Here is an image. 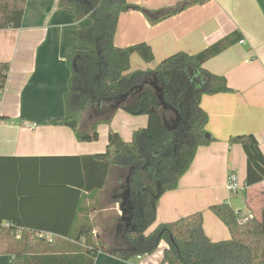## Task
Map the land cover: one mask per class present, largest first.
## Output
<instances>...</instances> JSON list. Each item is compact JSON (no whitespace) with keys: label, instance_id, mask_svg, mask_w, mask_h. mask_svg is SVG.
<instances>
[{"label":"crops","instance_id":"0c3cea01","mask_svg":"<svg viewBox=\"0 0 264 264\" xmlns=\"http://www.w3.org/2000/svg\"><path fill=\"white\" fill-rule=\"evenodd\" d=\"M192 1L128 0L145 11L122 13L119 25L123 29L126 21L127 31L117 29L114 42L118 47L149 44L155 55L152 64L138 55L131 58L132 66L146 70L176 53L195 55L235 32L242 35L244 44L240 40L203 65L211 74L225 77L233 92L202 98L209 117L206 130L214 141L197 150L178 188L162 196L156 223L149 230L202 212L206 235L218 242L229 240L231 233L210 210L212 205L228 203L243 215L252 211L260 217L264 204V182L246 188V154L242 146L229 144L232 136L253 134L264 153V0H207L164 17ZM91 24L60 9L59 0H28L22 27L0 31V63L10 67L0 102V115L7 118L0 120V217L2 227L52 228L44 231L52 239L56 232L77 233L83 226H92L96 241L112 246L122 239L119 218L127 204L128 170L113 169L102 190L78 194L60 183L74 175L70 166L64 169L56 160L35 161L103 153L111 129L131 141L135 131L147 126V116L119 110L110 126L98 125L97 141L81 142L72 129L47 124L66 115L65 96L72 75L68 58L87 50L76 33ZM107 112L103 103L88 106L83 129L105 120ZM232 175L241 187L235 194L226 188ZM162 245L135 263L101 252L95 264H161L166 248ZM13 260L14 255L0 254V264Z\"/></svg>","mask_w":264,"mask_h":264},{"label":"trees","instance_id":"16d2710c","mask_svg":"<svg viewBox=\"0 0 264 264\" xmlns=\"http://www.w3.org/2000/svg\"><path fill=\"white\" fill-rule=\"evenodd\" d=\"M205 1L194 0L164 17ZM27 2L0 0V31L22 27ZM59 8L73 12L78 21L89 19L92 24L76 33L87 50L68 58L72 75L65 96L66 115L47 124L68 127L79 141L94 142L99 138L98 125L110 123L119 110L147 116L148 123L134 132L131 141L111 129L103 153L35 161L44 164L56 160V165L70 166L74 175L60 183L78 194L102 190L113 169L126 168L127 204L119 218V232L126 245L99 246L92 226H83L77 233L56 232L50 241L41 234L52 228L2 227L0 217V254L14 255L11 264H95L101 252L135 263L137 257L153 255L164 243L161 264H264V204L260 217L246 221L228 203L212 205L210 210L231 233L225 241L214 242L206 235L202 212L149 231L156 223L162 196L178 188L197 150L214 141L207 138L209 117L201 106L202 98L233 92L225 77L211 74L203 65L240 42L242 35L235 32L195 55L176 53L153 69L133 70V55L146 64L155 61L152 47L147 43L118 47L114 39L121 14L145 11L143 8L128 0H59ZM9 69L8 64L0 63V94L6 88ZM99 103L108 105L106 119L83 129L85 110ZM6 119L0 115V120ZM229 144L242 146L246 154V188L263 183L264 153L258 139L253 134L232 136ZM2 161L0 158V186Z\"/></svg>","mask_w":264,"mask_h":264},{"label":"built area","instance_id":"2783aa9c","mask_svg":"<svg viewBox=\"0 0 264 264\" xmlns=\"http://www.w3.org/2000/svg\"><path fill=\"white\" fill-rule=\"evenodd\" d=\"M240 43L244 44L245 42H244V40H241ZM2 98H3V93L0 94V102L2 101ZM226 188H227L228 192H230L232 194L237 193L241 189L240 184L238 183V179L235 175L230 176V178L228 179ZM253 217H255V215L252 211H249V213L247 215H243L240 213V219L243 221H246V220L253 218ZM41 236H45L50 241L53 240L52 238H49L46 234H41ZM140 259H141V256L137 257V260H140Z\"/></svg>","mask_w":264,"mask_h":264},{"label":"rangeland","instance_id":"374dc122","mask_svg":"<svg viewBox=\"0 0 264 264\" xmlns=\"http://www.w3.org/2000/svg\"><path fill=\"white\" fill-rule=\"evenodd\" d=\"M131 12H134L133 10L131 11ZM119 22H120V20H119ZM125 22L126 21H123V24H122V26H123V29H122V27H121V24L119 25L120 27L119 28H117L118 29V33H120V32H126L127 31V28H126V24H125ZM121 23V22H120ZM130 28V27H129ZM118 42L119 43H121V44H123V42L121 41V40H118ZM131 46V45H130ZM132 69H134V70H136V69H139V68H135V66L133 65L132 66ZM105 106L107 107L108 105L107 104H105ZM107 113L105 114V117H107ZM100 124H104V125H106V126H110V124H111V122L110 123H107V122H101ZM209 134V133H208ZM239 197H243V195H244V193L243 192H240L239 194ZM239 205V204H238ZM237 205V206H238ZM3 240V238L1 237L0 238V245L2 246V241ZM97 244L99 245V246H102V245H107V244H105L102 240H98L97 241ZM119 245L120 246H124V245H126V243H125V241L123 240V238L122 239H120V243H119ZM162 246H165V244H163ZM162 248V247H161Z\"/></svg>","mask_w":264,"mask_h":264},{"label":"water","instance_id":"95a60500","mask_svg":"<svg viewBox=\"0 0 264 264\" xmlns=\"http://www.w3.org/2000/svg\"><path fill=\"white\" fill-rule=\"evenodd\" d=\"M147 13H149V12H147ZM207 138L210 139V135L209 134H207Z\"/></svg>","mask_w":264,"mask_h":264}]
</instances>
